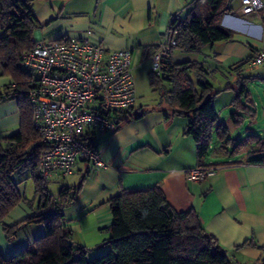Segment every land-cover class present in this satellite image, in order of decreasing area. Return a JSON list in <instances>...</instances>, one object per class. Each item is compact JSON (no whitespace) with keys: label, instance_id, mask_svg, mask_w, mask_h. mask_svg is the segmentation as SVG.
Masks as SVG:
<instances>
[{"label":"crops","instance_id":"crops-1","mask_svg":"<svg viewBox=\"0 0 264 264\" xmlns=\"http://www.w3.org/2000/svg\"><path fill=\"white\" fill-rule=\"evenodd\" d=\"M261 2L257 13L242 14L238 11L239 0L231 1V10L221 19V26L232 32L230 40L204 45L195 53L177 48L171 53L172 63L198 61L211 73L210 82L220 90L213 101L216 110L217 102L223 100V108L239 111L231 100L241 85L250 92L252 81L259 80L264 87V66L251 62L255 53L264 49V0ZM193 3L194 0H33L38 27L32 39H86L106 49L131 48L134 77L136 69L150 77L152 52L171 21L186 18ZM11 82L9 75L0 72V91ZM163 86L170 88L167 82ZM245 95V91L241 92L239 101L245 102ZM142 97L137 95L136 105L124 111L126 120L114 131L96 137L105 166L80 160L69 175L55 172L47 179L48 183L56 181L58 190L80 184L75 198L62 209L70 240L88 249L89 256L104 252L108 247L102 243L110 236L112 223L108 200L122 189L157 185L177 211L192 208L197 212L205 230L227 251L233 264L264 260V164L249 162L251 146L245 145L236 155H230L231 144L214 135L212 143L214 139L216 143H211L202 165H218L219 169L202 181L188 180L185 169L200 163L193 139L184 133L187 117L181 111L174 112L161 94ZM252 101L256 104V100ZM260 117H264V109L258 107L245 114L244 119L250 121L248 134L264 135L257 132L264 130V122H257ZM19 123L17 99L1 101L0 142L17 132ZM218 123L227 126L229 136L227 124L232 126L231 120H221L218 112ZM14 181L31 204L21 201L0 221V255L5 258L45 234L43 224H24L11 240L5 238L3 224L13 225L31 215L37 201L29 172L15 175ZM50 192L56 195L58 191Z\"/></svg>","mask_w":264,"mask_h":264},{"label":"trees","instance_id":"trees-1","mask_svg":"<svg viewBox=\"0 0 264 264\" xmlns=\"http://www.w3.org/2000/svg\"><path fill=\"white\" fill-rule=\"evenodd\" d=\"M231 1L194 0L187 17L174 18L169 25L168 32L177 41L175 48L195 53L204 45L230 40L232 32L221 26V19L231 10ZM33 8V0H0V72L12 79L0 91V102L17 99L20 117L18 131L0 142V221L21 201L31 204L14 181L15 175L29 172L37 194L34 212L13 225L3 224V231L11 240L22 225L40 223L45 234L9 257L0 255V264H233L227 251L205 230L197 212L192 208L177 211L157 185L122 189L108 200L112 223L110 236L102 243L108 247L104 252L89 256L83 245L68 244L70 231L64 225L62 209L75 198L80 184L63 186L54 195L39 175V136L32 126L28 74L22 68L23 52L35 45L32 35L38 23ZM210 74L198 61L170 62L160 75L150 73V83L159 87L161 99L174 112L187 117L184 133L193 139L200 165L214 135L231 144V153L250 145L249 162L264 164V135L248 134L236 140L228 136L224 123L217 124L213 101L220 90L213 87ZM163 82L170 88L165 89ZM236 91L232 102L239 111L229 114L233 124L254 110L248 90L241 85ZM244 91L245 102L239 101ZM125 112L120 113L119 125L126 120Z\"/></svg>","mask_w":264,"mask_h":264},{"label":"built area","instance_id":"built-area-1","mask_svg":"<svg viewBox=\"0 0 264 264\" xmlns=\"http://www.w3.org/2000/svg\"><path fill=\"white\" fill-rule=\"evenodd\" d=\"M239 3L242 14L257 13L262 7L261 0ZM176 44L167 30L150 56L151 73L161 74ZM131 60V48L106 49L86 39H40L23 52L27 100L39 136L38 171L43 179L55 172L69 175L80 160L96 167L106 165L96 137L114 131L120 113L136 105ZM251 62L264 66V49ZM217 169L218 165H196L185 169V174L188 180L202 181Z\"/></svg>","mask_w":264,"mask_h":264},{"label":"rangeland","instance_id":"rangeland-1","mask_svg":"<svg viewBox=\"0 0 264 264\" xmlns=\"http://www.w3.org/2000/svg\"><path fill=\"white\" fill-rule=\"evenodd\" d=\"M134 73H135V77H134L135 87H136V92H137L138 96L139 95L143 96L142 98H148V97L152 98V97H155V96L160 94L159 87L157 85H152L150 83V77H148V75L146 73L141 72L140 69H136ZM252 82L253 83L250 86V92H249V98L251 100V106L253 108L258 107L260 110H262V109H264V87L263 86L261 87L262 84L259 80L252 81ZM234 97H233V99H234ZM252 98L254 100H256L257 105L254 104V102L252 101L253 100ZM222 102H223V100L217 102V104H216V106H217L216 108L219 112V118L221 120L226 121V122L228 120V122H229L230 121L229 114L231 111H229L226 108H223ZM244 117H245V115H244ZM244 117L242 118V120H245ZM257 122H264V117H260ZM227 125L229 128L228 129L229 130V136L235 137L236 139L240 140V139H244L248 135L249 130L247 128L250 126V121L245 120V121H242L240 124H232V126L229 124H227ZM257 132H261L260 134H262V133H264V130L258 129ZM256 134H258V133H256ZM214 138H216V137H214ZM215 143H216V139H214L212 146ZM231 149L232 148L229 147V152L231 151ZM211 151H213V150H211ZM230 155H236V153H230ZM48 185H49V189L52 192L58 191L59 185L56 181H50L48 183Z\"/></svg>","mask_w":264,"mask_h":264},{"label":"water","instance_id":"water-1","mask_svg":"<svg viewBox=\"0 0 264 264\" xmlns=\"http://www.w3.org/2000/svg\"><path fill=\"white\" fill-rule=\"evenodd\" d=\"M68 244H72V241H71V240H69V241H68ZM75 257L77 258V255H75Z\"/></svg>","mask_w":264,"mask_h":264}]
</instances>
